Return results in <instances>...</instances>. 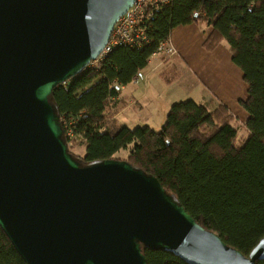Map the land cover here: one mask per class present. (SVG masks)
Instances as JSON below:
<instances>
[{"label": "water", "instance_id": "1", "mask_svg": "<svg viewBox=\"0 0 264 264\" xmlns=\"http://www.w3.org/2000/svg\"><path fill=\"white\" fill-rule=\"evenodd\" d=\"M136 0H0V229L25 264L264 261L198 224L160 182L124 160L69 153L52 92L89 70Z\"/></svg>", "mask_w": 264, "mask_h": 264}, {"label": "trees", "instance_id": "2", "mask_svg": "<svg viewBox=\"0 0 264 264\" xmlns=\"http://www.w3.org/2000/svg\"><path fill=\"white\" fill-rule=\"evenodd\" d=\"M192 24L210 27L205 50L226 43L243 73L245 136L238 137L228 108L218 104L210 111L190 99L170 106L158 132L106 120L119 88L146 68L173 29ZM146 39L140 47L112 49L99 70H85L53 90L61 126L73 122L75 136L84 140L82 156L69 153L86 165L118 160L127 151L124 161L154 176L198 224L249 256L264 238V0H170L148 21ZM171 71L166 81L178 75ZM144 255L147 264H186L162 250ZM0 264H25L1 229Z\"/></svg>", "mask_w": 264, "mask_h": 264}, {"label": "crops", "instance_id": "3", "mask_svg": "<svg viewBox=\"0 0 264 264\" xmlns=\"http://www.w3.org/2000/svg\"><path fill=\"white\" fill-rule=\"evenodd\" d=\"M204 25L192 24L173 29L169 40L174 47L175 55L171 58L154 55L152 57L154 59L151 61L154 62V66L142 76L143 79L141 77L142 92L135 95L139 89L135 84L132 87L129 84L119 89V96L112 99L113 106L106 120L116 122L117 125L129 129L149 127L153 130L157 128L154 125L162 127L174 99L167 98L166 101H163L160 109L156 108L148 101L152 86L147 82L151 74L161 67L164 69L159 77L164 83L179 82L181 78L179 67H182L188 73L189 89L194 93L198 91L199 104L210 111L221 104L228 108L234 119L238 118L233 113V107L238 105L240 108V101L247 99L248 87L243 79V73L232 64L230 51L222 44L213 51L205 50L203 43L211 32V28ZM157 57L160 60H157ZM173 69L178 75L174 79L166 81L165 73H172ZM136 81L133 82L137 83L138 81ZM144 100L145 102H143ZM140 102L143 103L140 104ZM135 107L138 110H135L133 115H128V112ZM240 115L242 119L239 120L244 126L248 114L241 113ZM84 145L83 140L82 146L84 147Z\"/></svg>", "mask_w": 264, "mask_h": 264}, {"label": "built area", "instance_id": "4", "mask_svg": "<svg viewBox=\"0 0 264 264\" xmlns=\"http://www.w3.org/2000/svg\"><path fill=\"white\" fill-rule=\"evenodd\" d=\"M170 0H136L132 7L115 24L109 41L98 58L91 62L89 70H99V64L105 59L108 53L116 47H140L147 43L146 26L151 17L161 8L167 6ZM165 58H171L175 55L174 47L170 41L161 43L158 46L157 53ZM154 54V55H156ZM138 76L134 78V81ZM120 87L119 89H121ZM63 136L67 148L71 146L75 139V126L73 122L62 124Z\"/></svg>", "mask_w": 264, "mask_h": 264}, {"label": "rangeland", "instance_id": "5", "mask_svg": "<svg viewBox=\"0 0 264 264\" xmlns=\"http://www.w3.org/2000/svg\"><path fill=\"white\" fill-rule=\"evenodd\" d=\"M206 26V25H204ZM222 46L224 48H226L227 50H229L228 45L226 43H221ZM154 58H151L149 61L148 66L141 71L138 74V82H132L130 84V87H132L134 84L139 87V89L137 90V92L135 93V95H138L142 92L143 88L142 85L140 84V82L143 79V75L146 74L147 72H149V70L154 66V62H151ZM157 60H160L157 57ZM233 64V63H232ZM234 65V64H233ZM236 68H238L236 65H234ZM164 69V67H161L159 69H156V71L154 73L151 74L150 78L147 80V82L152 86L151 91L149 92V96H148V101L152 103V105H154L156 108L160 109L163 101H166L167 98L170 99H174L173 103L179 102V101H185V100H193L196 103L200 102V96L198 94V91H196L195 93L192 92V90L189 89V81H188V73L186 70H183L182 67H179L180 73H181V78L179 82H173L171 84H166L163 81H161L159 74L161 73V71ZM238 70H240L238 68ZM167 78L173 77L172 73H165ZM142 77V79H141ZM145 102V100L143 101ZM143 102H140V104H142ZM109 106L113 105L112 101L108 102ZM135 110H138V108H132L129 112L128 115H133L135 113ZM233 113L238 117L235 118V123L234 125L236 126V128L238 129V137L240 138L241 136H245L244 133V126H242V122L239 119L241 118V113H246V111H244L241 107L239 108V106L237 105V107H233ZM154 127H157L155 129H153L154 131L158 132L160 131L161 127L159 125H154ZM135 127H133L134 129ZM64 137V136H63ZM82 138H80V135H77L74 139V143L71 146V150L70 152L73 154H77V155H83L84 154V147L82 146ZM127 155V151H121L120 153H118L116 155V159L118 160H124L126 158Z\"/></svg>", "mask_w": 264, "mask_h": 264}, {"label": "clouds", "instance_id": "6", "mask_svg": "<svg viewBox=\"0 0 264 264\" xmlns=\"http://www.w3.org/2000/svg\"><path fill=\"white\" fill-rule=\"evenodd\" d=\"M137 76H138V75H137ZM137 76H136V77H137ZM133 81H134V80H133Z\"/></svg>", "mask_w": 264, "mask_h": 264}]
</instances>
